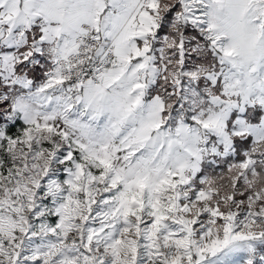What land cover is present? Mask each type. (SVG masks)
Returning a JSON list of instances; mask_svg holds the SVG:
<instances>
[{
    "label": "snow or ice",
    "instance_id": "1",
    "mask_svg": "<svg viewBox=\"0 0 264 264\" xmlns=\"http://www.w3.org/2000/svg\"><path fill=\"white\" fill-rule=\"evenodd\" d=\"M0 264H264V0H0Z\"/></svg>",
    "mask_w": 264,
    "mask_h": 264
}]
</instances>
